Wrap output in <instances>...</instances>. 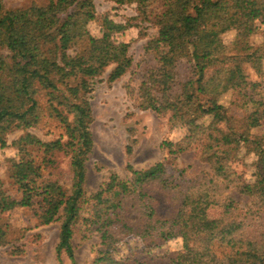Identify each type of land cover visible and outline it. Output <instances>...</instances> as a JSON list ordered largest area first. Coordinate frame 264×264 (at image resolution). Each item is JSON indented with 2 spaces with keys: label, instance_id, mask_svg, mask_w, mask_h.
I'll use <instances>...</instances> for the list:
<instances>
[{
  "label": "trees",
  "instance_id": "trees-1",
  "mask_svg": "<svg viewBox=\"0 0 264 264\" xmlns=\"http://www.w3.org/2000/svg\"><path fill=\"white\" fill-rule=\"evenodd\" d=\"M112 1L135 4L137 15L131 18L153 20L158 26V35L145 45V52L155 54L159 65L140 86L142 106L158 113L168 111L172 127L186 128L179 141L165 140L161 147L177 157L200 146L211 171L183 183L180 178L186 169L175 176L164 160L145 168L128 163L131 179L112 173L91 196L103 199L102 207L84 218L100 239L89 264H155L130 263L121 254L123 243L134 238L143 247H159L181 238L182 247L165 264H264V219L256 220L264 213V136L250 132L264 121V95L243 65L248 62L261 70L262 54L250 38L259 31L257 22H264V0H166L154 19L149 8L155 0ZM93 20L102 25L101 37L88 30ZM129 27V20L117 22L109 14H98L95 0H49L46 5L20 9H6L0 0V147L9 146L8 133L24 131L12 142L20 156L10 159V177L20 195L14 197L0 185V213L26 207L34 209L40 224L63 218L56 247L60 261L66 253L75 262L73 237L86 200V162L94 144L89 94L94 79L110 65H115L110 81L121 78L132 66L131 43L114 40L115 34ZM229 30L237 33L241 56L226 53L222 35ZM80 40L87 45L73 55L70 50ZM182 59L188 60L191 76L183 83V97L174 100L168 91L177 81ZM65 62L76 63L78 72L73 77L62 75ZM50 63L54 68L47 69ZM154 88L160 90L161 98ZM229 90L242 96L247 109L242 131L230 126L228 110L219 103ZM45 110L74 129L65 143L73 170L70 191L59 180L45 177L41 164L27 150L29 145L46 146L29 131L38 126ZM206 116L208 123L199 121ZM249 146L256 158L255 180L241 183L233 162L241 148ZM46 161L53 163L51 157ZM153 183L178 194L179 209L173 217L157 216L156 198L145 188ZM231 187L251 198L247 211L237 201L223 199ZM218 204L221 214L210 216L208 209ZM130 207H139L140 221L131 222L125 216ZM6 242L0 226V247Z\"/></svg>",
  "mask_w": 264,
  "mask_h": 264
},
{
  "label": "rangeland",
  "instance_id": "rangeland-1",
  "mask_svg": "<svg viewBox=\"0 0 264 264\" xmlns=\"http://www.w3.org/2000/svg\"><path fill=\"white\" fill-rule=\"evenodd\" d=\"M6 9L27 8L32 4L46 5L49 0H2ZM166 0H155L149 8L151 19L165 8ZM97 12L100 15L109 14L117 22H129L131 27L114 35L115 41H129L130 54L133 64L119 79L110 81L109 76L115 65H110L106 71L93 81V89L89 94L92 107L93 122L90 129L93 135V149L86 162L87 179L85 183V201L80 208L81 219L75 226L73 244L75 246V262L66 253L57 257L56 247L59 242V233L62 219L50 224H40L34 209L19 207L11 211L0 213V226L5 230L6 243L0 247V264H89L100 244L97 232L84 221L85 217L92 214L94 209L102 207L103 199L98 201L91 196L98 191L99 186L109 179L112 173L118 174L123 179H131V173L126 168L131 163L136 168H145L159 161H167L169 172L175 176L181 169H186L183 183L200 174L209 173L211 170L201 147L194 146L177 157L168 155L161 147L165 140L179 141L186 128L172 127L169 123L170 112L158 113L151 108H144V101L140 86L149 76L151 71L158 68V60L153 53L145 52L146 42L158 35V26L142 18L133 19L137 15L135 4L117 5L112 0H95ZM259 31L251 36L250 43L260 50L262 54L261 70L253 67L251 63H244V68L249 79L259 83V91L264 95V22H257ZM89 32L96 37L103 34L102 25L93 20L88 23ZM226 45V53L241 56L242 47L238 42L235 30H229L222 35ZM87 45L86 40H80L70 52L73 55ZM62 75L73 77L78 72L75 62H65ZM52 69L50 63L46 66ZM177 81L168 91L169 96L178 100L183 97V83L191 76L189 62L182 59L177 66ZM155 94L161 98L162 93L154 88ZM45 103V101L43 102ZM219 103L228 110L230 126L236 131H242L245 126L247 109L243 105L242 96L232 90L226 91L219 98ZM44 105V104H43ZM2 112L0 111V115ZM72 119V116H70ZM205 119V120H204ZM199 121L209 122L206 116ZM227 128V124H221ZM29 131L37 135L46 146H27L29 155L41 164L42 173L47 178L57 179L69 191L73 181L71 155L66 151L65 143L74 135L72 125L66 126L45 110L42 120L36 127ZM257 137L264 136V121L259 127L250 130ZM24 134L23 130H14L7 134L9 146L0 147V185L2 189L14 197L19 196L18 185L10 177L11 158L20 156L18 148L12 144ZM250 146L242 147L239 158L233 162L237 173L238 182L250 183L255 180V155ZM51 157L53 163L48 164ZM45 160V161H44ZM146 190L156 198V214L160 218L173 217L179 209L178 194L165 191L159 185L148 184ZM223 199L237 201L239 207L247 211L251 198L239 192L236 187H231ZM222 212L221 205H213L208 209L212 217L219 216ZM62 213V211H61ZM125 216L131 222L140 221L139 207H130ZM259 219H264V213ZM182 247L181 238L166 241L159 247H143L140 239H128L123 243L121 254L129 257L130 263L134 261H147L155 264H165Z\"/></svg>",
  "mask_w": 264,
  "mask_h": 264
}]
</instances>
